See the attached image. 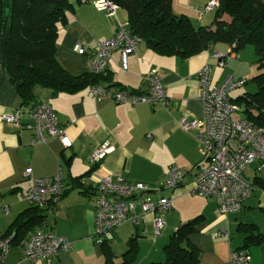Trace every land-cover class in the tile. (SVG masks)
<instances>
[{"label": "crops", "instance_id": "obj_1", "mask_svg": "<svg viewBox=\"0 0 264 264\" xmlns=\"http://www.w3.org/2000/svg\"><path fill=\"white\" fill-rule=\"evenodd\" d=\"M70 1L74 9L68 11V22L59 25L57 57L72 74L90 73V50L97 42L114 35L119 24L128 21V14L121 7L116 15L109 16L95 7V0ZM208 1L174 0L173 10L187 14L196 25L213 24L215 11L200 20L196 10ZM77 43L89 46V51L79 53L75 50ZM229 48L227 43L219 42L211 49L183 58L160 54L143 41L136 52L128 55L127 70L121 67L120 52L116 51L108 72L99 83L145 91L148 83L144 76L155 70L166 86L167 106L161 102L132 105L98 100L92 95L90 85L58 93L36 86V97L52 105L72 145L65 147L59 138L32 144V129L0 121V231L15 235L5 264H45L43 261L30 263L24 258L25 240L41 227L55 230L72 243L50 264H111L107 261L106 247L113 253L112 264H122L126 260L128 264L163 261L167 256L164 246L175 229L195 218L199 221L196 230L189 234V240L200 249L198 264H228L232 251L244 246L246 236H264V169H258L257 163L244 171L254 189L240 211L223 214L215 199L192 192L195 172L208 161L201 152L197 130L184 129L181 120L187 115L201 117L203 114L198 71L210 64L212 84L230 74L249 78L263 71L253 45L231 54ZM216 51L226 53L224 66L217 64ZM20 105L21 98L10 73L0 68V114L14 112ZM104 141H109L113 149L100 161L98 172L93 173L90 154ZM172 165L184 168L187 173L182 184L162 192L173 198V207L165 215L166 225L161 234L156 236L154 215L150 213L139 226L126 222L108 233L106 245L96 243L95 200L84 189L93 186L100 175L116 177L119 174L131 182L155 188ZM27 169L37 177L61 172L66 190L53 204L51 213L44 209L47 217L43 223L18 235L19 222L28 217L33 205L24 198L31 184L25 177ZM81 176L83 182L80 183ZM5 207L8 212H4ZM131 245L134 251L126 254ZM248 250L252 256L249 264H264V243L252 244Z\"/></svg>", "mask_w": 264, "mask_h": 264}, {"label": "built area", "instance_id": "obj_2", "mask_svg": "<svg viewBox=\"0 0 264 264\" xmlns=\"http://www.w3.org/2000/svg\"><path fill=\"white\" fill-rule=\"evenodd\" d=\"M94 5L109 16L116 15L121 8L114 0H95ZM219 6L220 0H209L199 9L198 18L202 20ZM142 42L143 38L132 31L128 21L120 23L114 35L97 42L90 50L91 72L104 76L116 51L120 52L121 67L127 70L128 55L136 52ZM75 50L86 53L89 46L77 43ZM228 52L231 54L233 51L229 48ZM214 56L218 58V65H225L226 53L216 51ZM211 73L210 64L204 65L197 73L203 101L202 116L187 115L181 120V125L186 130H197L201 152L208 161L195 172L192 192L215 199L221 212L227 214L240 211L254 189L253 182L244 173L245 169L253 163H257L258 169H264V129L250 120L232 98V93L243 87L248 78L230 74L222 81L212 84ZM144 79L148 83L145 91L100 83L91 84L90 91L98 100L132 105L154 102L169 105L166 86L156 71L152 70ZM25 116L28 117L27 121L24 120ZM0 121L22 124L23 127L32 129V144L48 143L52 138H59L65 147L72 145L55 109L41 97L21 104L14 112L1 113ZM112 149L109 141H104L93 149L89 157L94 166L93 173L98 172L100 161ZM186 173L184 168L172 165L155 188L145 183L131 182L121 174L116 177L100 175L91 186L96 205L95 242L102 244L108 233L126 222L141 225L150 213L154 215L155 234L160 235L166 225L165 215L173 207V198L162 192L182 184ZM25 177L31 184L24 198L51 213L53 204L61 199L66 190L61 172L55 176L37 177L27 169ZM4 212H8V207L4 208ZM14 236L0 231V264L6 263L14 244ZM71 246V241L55 230L37 228L24 242V258L30 263L43 261L50 264L54 257ZM251 258L248 249H236L232 251L229 262L249 264Z\"/></svg>", "mask_w": 264, "mask_h": 264}, {"label": "trees", "instance_id": "obj_3", "mask_svg": "<svg viewBox=\"0 0 264 264\" xmlns=\"http://www.w3.org/2000/svg\"><path fill=\"white\" fill-rule=\"evenodd\" d=\"M114 1L127 11L132 31L160 54L187 58L219 42L230 45L232 51L253 45L259 68L264 69V0H220V6L214 10V23L209 25H196L187 14H176L174 0ZM73 9L70 0H0V68L10 73L21 104L38 98L34 92L38 85L54 93L72 92L99 83L103 77L93 72L72 74L57 57L59 25L68 22V11ZM253 79L257 90L237 97L232 95V98L250 120L264 129V70ZM82 177L78 182H82ZM84 190L94 196L91 187ZM30 211L28 217L19 222L18 235L43 223L47 217L37 205H32ZM198 221L199 218H195L177 227L164 246L166 259L148 264H198L200 249L189 240ZM245 240L241 249L264 243V236L249 234ZM105 243L106 239L102 244ZM130 251H134L133 245L126 254ZM105 253L108 263L112 264L113 253L109 247ZM128 263L126 260L122 264Z\"/></svg>", "mask_w": 264, "mask_h": 264}, {"label": "rangeland", "instance_id": "obj_4", "mask_svg": "<svg viewBox=\"0 0 264 264\" xmlns=\"http://www.w3.org/2000/svg\"><path fill=\"white\" fill-rule=\"evenodd\" d=\"M193 7L195 6V5H192ZM204 7V5L201 7V8H203ZM183 8V7H182ZM182 10V9H181ZM196 10H197V14H198V11H199V7H196ZM176 14H178V13H176ZM179 14H182V12L180 11V13ZM203 21H205V19L203 20ZM198 22H201L200 20L198 21ZM211 23V22H210ZM209 23V24H210ZM200 24H203V23H200ZM208 24V25H209ZM252 47V46H251ZM264 70V69H263ZM255 90H257V83H256V81L253 79V75L252 76H250L249 78H248V83H246L243 87H241V88H238L234 93H233V95L236 97V96H238V95H240V94H243L244 92H254ZM237 116H238V114H237Z\"/></svg>", "mask_w": 264, "mask_h": 264}]
</instances>
